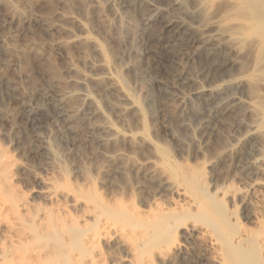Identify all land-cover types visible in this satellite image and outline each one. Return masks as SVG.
<instances>
[{
	"label": "bare ground",
	"instance_id": "1",
	"mask_svg": "<svg viewBox=\"0 0 264 264\" xmlns=\"http://www.w3.org/2000/svg\"><path fill=\"white\" fill-rule=\"evenodd\" d=\"M158 2L129 0L116 11L114 38L130 44L131 60L115 73L105 58L98 66L87 61L107 71L91 79L95 92L116 97L113 110L121 122L141 113L123 72L142 74L133 11L147 8L146 25L165 19L164 29L174 31L162 45H180L169 90L194 81L185 61H203L211 69V84L198 86L194 95L212 104L222 122L233 118L239 131L219 154L192 161L173 128H117L88 90L68 111L61 103L73 93L59 92L56 117L71 127L80 120L75 132L92 138L99 160L82 159L78 148L62 151L54 135L36 134L33 162L0 143V264H264V0ZM56 18H73L83 33L87 29L68 13ZM70 39L104 55L94 38ZM8 41L0 35V46ZM63 44L57 40V46ZM68 70L78 73L74 64ZM78 75L70 86L85 88L88 78ZM164 98L179 108L172 92L166 90ZM147 102L159 121L152 93ZM36 108L32 119L42 109ZM202 151L197 156L206 155Z\"/></svg>",
	"mask_w": 264,
	"mask_h": 264
},
{
	"label": "rangeland",
	"instance_id": "2",
	"mask_svg": "<svg viewBox=\"0 0 264 264\" xmlns=\"http://www.w3.org/2000/svg\"><path fill=\"white\" fill-rule=\"evenodd\" d=\"M128 1L0 0V35L9 39L5 45L0 46V143L7 150L13 151L15 156L25 153V159L33 162L35 157L30 150L39 144L36 136L39 133L43 136H58L62 151L69 152L78 148L82 159L98 162V145L88 135H77L75 132L81 128V121L74 122L72 127L62 125L53 106L59 99L58 93L68 91L73 94L62 101V107L67 111L78 107L81 94L88 90L100 102L104 113L117 128L135 132H138L142 124L149 129L156 124L167 130L173 128L177 137L190 148L192 161H202L209 154L222 152L227 138L239 131L238 127L233 123V118L222 122L224 119L214 114L212 104L194 95L198 86L208 87L211 84V69L201 60L185 61V71L193 74L194 81L185 85L178 83L173 90H169L168 86L172 85V75L175 73L173 59L179 54L180 45L176 44L169 49L162 45V41L173 36L174 31L164 29L165 19L151 26L146 25L145 19L149 15L147 8L139 7L133 11L137 15L138 35L134 47L142 74L136 75L129 70L123 72L127 89L141 113L130 116L125 123L121 122L114 115L113 109L119 105L116 97L112 93L95 92L96 84L91 79L105 76L107 71L94 69L87 61L98 66L105 58L112 73L130 63V44H120L114 38L118 22L115 13L124 10ZM150 2L160 5L158 0ZM63 12L79 18L86 25L85 33L73 18L58 20L57 13ZM19 13L27 14L28 19L23 21ZM33 18L42 19L46 23H35ZM50 26L54 28L50 29ZM104 27H108V32L104 31ZM80 35L96 39L102 45L104 55L95 53L87 42L70 39ZM59 39L64 41L60 47L56 45ZM14 52L19 55L13 57ZM70 64H74L78 73L88 78L85 88L70 86V81L79 77L78 73L68 70ZM166 90L178 98L179 108L166 102ZM148 93L155 97L156 109L162 115L159 121L153 119L147 102ZM188 101L193 102L194 106ZM38 105L42 109L32 119L31 114ZM97 124L100 125L101 121L98 120ZM198 149H203L207 156L203 153L197 156Z\"/></svg>",
	"mask_w": 264,
	"mask_h": 264
}]
</instances>
